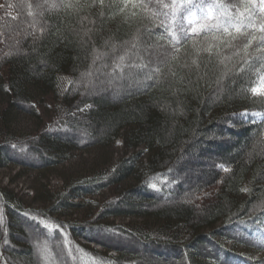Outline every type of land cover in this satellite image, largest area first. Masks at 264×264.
Returning <instances> with one entry per match:
<instances>
[{
    "label": "trees",
    "instance_id": "16d2710c",
    "mask_svg": "<svg viewBox=\"0 0 264 264\" xmlns=\"http://www.w3.org/2000/svg\"><path fill=\"white\" fill-rule=\"evenodd\" d=\"M37 2L0 0V167L46 170L72 151L110 148L120 140L131 154L67 186L48 214L25 210L16 196L0 189V264H264V258L247 259L219 242L226 238L264 253V120L249 116L255 122H246L240 116L246 110L264 115V96L250 91L264 75L257 59L264 49L254 51L258 40L248 49L244 71L239 69L245 54L235 55L231 47L221 49L219 58L206 52L197 56L195 48L205 43L201 33L195 47L192 41L182 43L176 58L160 65L152 79H145L148 69L136 70L133 80L121 79L119 89L108 90L96 69L112 65L125 48V64L140 57L147 61L149 45L154 46L150 52L173 51L161 22L192 27L184 10L173 24V9L164 7L172 0H104L103 6L98 0H71L72 8L43 9L35 7ZM192 11L197 23H215L214 18L201 21L198 8ZM133 37L136 48L125 44ZM93 48L107 55L88 76ZM224 57L230 58L221 64ZM101 85L107 93L97 91ZM48 105L53 116L36 134L18 138L9 132L12 111L39 118ZM142 148L149 155L146 162ZM205 155L216 158L211 175L186 190L181 177L189 160L199 162ZM130 179L136 185L101 205L92 223L51 218L59 209H77L75 199ZM125 217L155 223L105 224ZM78 239L106 246L131 241L143 250L109 256ZM147 251L158 260L143 254Z\"/></svg>",
    "mask_w": 264,
    "mask_h": 264
},
{
    "label": "rangeland",
    "instance_id": "374dc122",
    "mask_svg": "<svg viewBox=\"0 0 264 264\" xmlns=\"http://www.w3.org/2000/svg\"><path fill=\"white\" fill-rule=\"evenodd\" d=\"M197 17L198 15L196 14L195 18ZM128 53L129 51L127 54ZM102 70L103 68L101 71ZM104 78V81H106L107 85H109L108 90L110 88L111 90L119 89V87L122 86L123 82H121V79H113V83H108L107 81L108 79H111V77ZM103 86L104 85H101L97 91H101L105 94L108 91ZM0 103H3L1 98ZM10 115L11 121L9 132L13 136L22 138L36 134L41 126L52 118L53 112L51 106L48 105L42 107L39 118H33L15 110L12 111ZM227 144L231 145L230 141ZM232 145L234 144L232 143ZM141 152L144 156L143 162H146V159L149 157V155L145 148H142ZM130 154L131 151H126L122 140H120L110 148L93 147L86 150L72 151L66 157V159L62 161V163L46 170H36L9 164L6 167H0V189L16 196V198L20 201V204L25 207V210L40 211L42 213L48 214V212L55 205L57 196L63 193L67 186H70L77 180L81 179V177L83 178L85 175L96 170L112 168L113 165H115L122 157ZM215 161L216 158L212 155H205V157H203V159L199 162L189 160V167L185 170V172H183L181 177L185 189L187 190L191 187L193 188L199 185L202 181L208 179L212 173ZM135 185V180L130 179L121 184L119 187L106 189L98 195L87 196L84 199H75L73 200V203L75 205H79L77 209L66 211L59 209L51 213L53 215L51 218H53V220H60L62 222H70L79 225L92 223L94 222L101 205H103L111 197L119 195L127 188L133 187ZM147 223L148 225L149 223L154 224L155 221L125 217L111 218L105 222V224L109 225L126 226L130 228ZM206 233H210V231H207ZM36 235L37 233L33 231V239L36 237ZM77 242L109 256H116L118 254L117 250L135 252L143 250L141 245L133 244L131 241L127 244L113 243L114 245L112 242H110L112 245L109 246L98 245L97 243L89 242L83 239H78ZM219 242L228 250L233 251L234 253L247 259L250 258L253 260H259L264 258V253H258L241 246H236L233 242L228 241L226 238H219ZM114 246L118 247V249L111 248ZM109 247L110 252L107 249ZM148 253L151 260H158L157 255H155L153 252H143L145 255ZM174 260H176V258L172 257V259H170V261Z\"/></svg>",
    "mask_w": 264,
    "mask_h": 264
},
{
    "label": "snow or ice",
    "instance_id": "6c2138e0",
    "mask_svg": "<svg viewBox=\"0 0 264 264\" xmlns=\"http://www.w3.org/2000/svg\"><path fill=\"white\" fill-rule=\"evenodd\" d=\"M98 3L103 6L104 0H98ZM45 5H48L49 7H74L71 0H68V2L60 0L59 4L55 2L49 4V0H38L35 7L37 9H43ZM164 7H171L173 9V24L177 19V14L183 9L186 13L183 16V19L187 21L188 25L192 26L186 28L182 23L175 27L171 25L165 26L163 22H161V26L164 27L168 36L171 37L169 44L173 51L150 52L148 49L154 46L149 45L144 49L145 56L149 57L147 61H145L143 57H140V62L132 60L125 64V57L128 52V49L125 48L124 54L115 57L112 65L103 63L100 65V68L96 69L99 76L111 77V79L107 81L108 83H111L113 79L117 78L133 80L137 74L136 70L143 71L144 69H148L145 73V79H152L153 73L160 72V65H167L169 60L176 58V54L180 52V46L182 43L192 41L195 47L197 38L201 36V33H204L203 41L205 43H203L202 46L195 48L196 55L198 56L200 52H206L209 56L215 55L219 58L221 56V49L229 47L234 48L235 55H239L241 52L245 54L239 71H244V66L247 65L249 59H251V54L248 53V49L252 46L253 41L258 40L254 51L259 52L264 49V0H231L229 3H225L224 0H210L208 3H205V0H200L199 4H195L194 0H172L170 5L166 4ZM193 7L199 9L201 21H208L214 18L215 23L207 25L197 23L195 18L196 14L192 11ZM29 15H32V13L29 12ZM42 31L43 29H41V32ZM136 39L137 37H133L131 42L126 41L125 44L127 45L130 43L132 48H136ZM105 43L106 45L108 44L107 41ZM111 48L115 51L116 45H111ZM214 48L216 49L215 52H213ZM106 55L107 53L99 52L97 49L93 48L92 66H90L89 72L85 75L92 76V67L96 65L97 61L103 60ZM228 58L230 57L221 58L220 63L223 64L224 59ZM257 59L261 62V68H264V57H257ZM192 63L196 64V60L194 59ZM152 64H155L156 66L150 68L149 65ZM105 67H110L111 71L106 73L100 70ZM125 69H127L126 76ZM117 71L120 74L119 77L113 75V73ZM257 71L259 72V69ZM104 82V80H101L100 84H103ZM250 91L253 95L264 96V75L259 76L258 82L254 81V86ZM240 116L246 122H255L254 120L249 121L247 119L249 116L259 117L261 120H264V115L259 112H248L246 110L240 113ZM262 243H264V241H262Z\"/></svg>",
    "mask_w": 264,
    "mask_h": 264
}]
</instances>
